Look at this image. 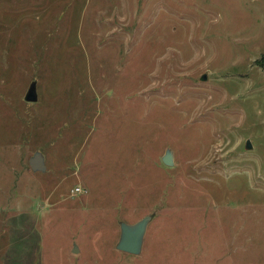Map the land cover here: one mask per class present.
Wrapping results in <instances>:
<instances>
[{"label":"rangeland","instance_id":"1","mask_svg":"<svg viewBox=\"0 0 264 264\" xmlns=\"http://www.w3.org/2000/svg\"><path fill=\"white\" fill-rule=\"evenodd\" d=\"M0 264H264V0H0Z\"/></svg>","mask_w":264,"mask_h":264},{"label":"water","instance_id":"2","mask_svg":"<svg viewBox=\"0 0 264 264\" xmlns=\"http://www.w3.org/2000/svg\"><path fill=\"white\" fill-rule=\"evenodd\" d=\"M200 80L205 81L206 77L202 76ZM24 100L28 103L37 101L36 84L34 82L30 84L25 94ZM245 148L247 150L251 149V144L249 141H246ZM161 162L167 167L173 166V152L170 149H166L164 155L161 158ZM29 167L32 172H44L46 170L45 160L41 153L36 152L30 158ZM151 220L152 216L147 215L134 224L121 222L119 224L120 232L115 249L117 251L131 255H140L147 227Z\"/></svg>","mask_w":264,"mask_h":264},{"label":"built area","instance_id":"3","mask_svg":"<svg viewBox=\"0 0 264 264\" xmlns=\"http://www.w3.org/2000/svg\"><path fill=\"white\" fill-rule=\"evenodd\" d=\"M72 192L76 194V193H80L81 190H80V188H75V189L72 190Z\"/></svg>","mask_w":264,"mask_h":264}]
</instances>
